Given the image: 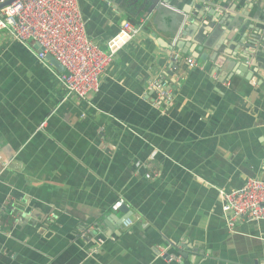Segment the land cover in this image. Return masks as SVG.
I'll return each instance as SVG.
<instances>
[{
	"label": "crops",
	"instance_id": "crops-1",
	"mask_svg": "<svg viewBox=\"0 0 264 264\" xmlns=\"http://www.w3.org/2000/svg\"><path fill=\"white\" fill-rule=\"evenodd\" d=\"M145 4L79 0L105 52L144 22L86 100L0 31V264H264V220L230 229L219 194L264 178V0ZM159 76L172 106L154 104Z\"/></svg>",
	"mask_w": 264,
	"mask_h": 264
},
{
	"label": "built area",
	"instance_id": "built-area-1",
	"mask_svg": "<svg viewBox=\"0 0 264 264\" xmlns=\"http://www.w3.org/2000/svg\"><path fill=\"white\" fill-rule=\"evenodd\" d=\"M9 1L0 0V31H9L21 42L36 43L40 47L39 59L45 60L49 55L55 58L65 68L60 79L67 95L80 100L99 92L101 77L117 53L144 29L143 21H123L105 52L89 38L79 0H14L1 7ZM171 58L199 67L196 59L180 52H174ZM149 89L156 94V106L173 105L170 86L161 76L150 83ZM219 194L230 229L238 222L264 220V178L250 177L242 187L221 189ZM126 206L124 198H119L112 209L117 211ZM133 224L134 219L128 216L122 226L129 228ZM160 254L167 255L165 248L160 249Z\"/></svg>",
	"mask_w": 264,
	"mask_h": 264
},
{
	"label": "water",
	"instance_id": "water-1",
	"mask_svg": "<svg viewBox=\"0 0 264 264\" xmlns=\"http://www.w3.org/2000/svg\"><path fill=\"white\" fill-rule=\"evenodd\" d=\"M12 1H14V0H11V1H9V2H7V3H5V4H3L1 7H4V6H6V5H8V4H10ZM155 1L156 0H146V4H145V6H144V9H147L148 7V10H152L153 9V4L155 3ZM198 7H199V9H201V6L200 5H198ZM215 14V13H214ZM216 18H219V16H217ZM223 19V18H222ZM222 19H221V21H222ZM193 20V18L191 19V21ZM225 21V19H223V23L221 24V25H223V26H225L226 25V23L224 22ZM240 39H242V38H244V40H245V38H246V36H245V33L244 32H240ZM254 46V44L252 43V42H250V43H248V45H247V53L246 54H243V55H241L240 56V59H243V58H248L249 57V48H252ZM183 48V47H182ZM190 48V47H189ZM199 50L201 49L200 47L198 48ZM47 59H49L50 61H51V63L54 65V66H56L60 71H62V72H64L65 71V68L55 59V58H53L52 56H48V58ZM235 63H237V61H234ZM241 70L243 71L244 69H242L241 68ZM247 71V70H246ZM244 72V71H243ZM247 78L249 79V80H252V81H256V78H254V76H253V73L252 74H249V73H247ZM9 212H11V209L9 210ZM9 214V213H8ZM129 215L127 214H125L124 215V217L122 218V222H123V220L126 218V217H128ZM10 219V218H9ZM3 225V224H2ZM4 226V225H3ZM2 227V226H1Z\"/></svg>",
	"mask_w": 264,
	"mask_h": 264
}]
</instances>
